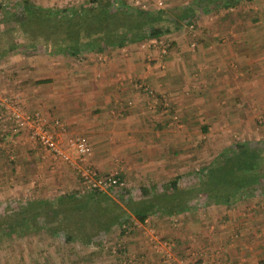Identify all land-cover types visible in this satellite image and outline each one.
I'll list each match as a JSON object with an SVG mask.
<instances>
[{
	"label": "crops",
	"instance_id": "crops-1",
	"mask_svg": "<svg viewBox=\"0 0 264 264\" xmlns=\"http://www.w3.org/2000/svg\"><path fill=\"white\" fill-rule=\"evenodd\" d=\"M39 1L42 8L53 2ZM7 10L6 0H0V13ZM220 27L215 42L196 44L192 54L174 42L173 51L161 59L154 47L148 48L150 40H160L151 38L86 50L73 55L78 58L71 62L70 54L59 51V38L49 37L44 42L51 40L55 47L49 41L37 54L15 52L0 65V99L14 97L21 109L59 119L64 129H54V135L68 155L73 153L67 138L84 135L91 146L89 163L99 173H117L131 185L157 188L192 168L198 170L202 131L212 134L215 144L229 146L223 142L225 132L248 131L250 137L256 130L253 118L264 114V30ZM252 34L263 36L253 39ZM159 63L168 68L155 69ZM259 133L257 138L264 139V131ZM2 147L17 152L22 162L14 174L44 155L56 165L50 171L63 189L71 186L67 179L78 184L69 164L30 141L24 131H1ZM243 198L228 206L195 205L191 212H180L183 216L176 218L183 227L168 238L174 242V257L195 258V264H264V197L256 206ZM140 237H125V248L112 256L116 264L124 258L131 264H162L161 256L148 250Z\"/></svg>",
	"mask_w": 264,
	"mask_h": 264
},
{
	"label": "rangeland",
	"instance_id": "rangeland-1",
	"mask_svg": "<svg viewBox=\"0 0 264 264\" xmlns=\"http://www.w3.org/2000/svg\"><path fill=\"white\" fill-rule=\"evenodd\" d=\"M22 1L24 0H16L15 2L6 0L9 10L0 13L2 14L0 15V65H3L8 56L15 52L27 55L28 53L37 54L41 50H46L45 48L51 40H47L46 42L44 40L49 37L54 39L57 36L55 32H50L49 37L43 38L40 33L34 35L26 30L22 31L18 26L23 17ZM90 1L53 0V2L47 1L45 5L48 6L44 7L56 10L66 8L78 9L79 7L90 5ZM161 1L162 6H157L156 0H139L137 3L135 0L109 1L111 9L125 10L128 7H135L148 11L160 10L170 14L174 18V21L162 22V25L168 29L167 32L156 38L160 42H156V45L148 46L150 50L154 47L160 59L169 51H173L174 47L172 43L174 42L180 44V51L189 54H192L196 50L195 45L198 43L204 45L203 42H207L209 45L215 42L217 38L215 33L217 34L222 29L220 26L225 24L227 26H246V30H248V27H254L256 31L264 30V17H262L264 15V0H204L205 3L202 4L198 3V1L203 0ZM223 1L229 2V7L224 6L222 4ZM30 2L36 6L43 4L39 0H30ZM189 8L192 9L191 16L180 17L182 11ZM32 29L36 31L35 26ZM257 36L255 34L251 35L253 39H257ZM192 42L193 46L190 47L189 43ZM50 43L51 48L55 47L52 41ZM30 44L33 45V48H27ZM158 46L160 48L163 46L164 52L160 51ZM14 47L16 49H11ZM22 47L24 49L20 50ZM188 48H192V50ZM83 52L86 51L80 53ZM80 57L82 58V56ZM77 58L78 56L73 55L69 57L71 62L76 61ZM148 60L151 61L152 59L148 58ZM151 64L149 63V65ZM157 66L155 69L158 70L168 68L160 63ZM151 93L147 94L151 95ZM1 99L4 100L2 97ZM18 107L22 108L20 105ZM253 122L256 130H252L251 138L248 136V131H237L235 134L233 131L225 132L223 142H230L229 146L225 145V147L222 144H215V138H212V134L208 135L207 131H202L201 134H204V137L199 141L201 146L198 147V150L201 149L203 155L201 157L202 161L198 163V168L205 167L224 149L232 147L237 142L242 141L247 142L251 146L264 147V139L257 138L260 135L259 132L264 131L260 130L264 126V114L255 116ZM2 123L0 121V133L1 131H8L7 129H3L4 124ZM0 150V264H116L117 261L112 256L118 254L121 248H125V237L140 234V238H144L145 240L146 248L151 251V239L156 237L155 239L159 240H170L168 239L171 236L170 233L172 234L173 231H177L183 227H181L180 219L176 218L181 214H177L178 216H167L153 213L142 224H139L130 217L126 232L121 230L120 225L114 224L104 234L89 233L86 239L72 234L70 232L71 229L67 225H61L60 230L52 233L46 228L47 225L43 222L42 217L32 218V216H29L31 214L26 213V219L23 220V216L21 217L23 211L33 212L35 209H38L37 207H45L46 203L37 205L36 207L35 204L37 202L52 201L62 194L75 190L78 184L75 181L72 182L71 179H67L71 186L68 189H66L67 187L63 189L61 186L63 184H59L56 180L57 178L53 176L55 172L50 171L54 170L56 165L51 160L46 159L44 155H38V161H40L37 163L36 161H32L31 163L26 162L28 165L25 167L26 171L23 169L14 174L13 172L18 166L22 168V165H20L22 162L15 156L17 152H7L5 147L0 148ZM260 165L262 166L261 170L264 172V160ZM192 169L187 172L188 174L182 175L183 177L178 176L179 185H188L193 181L192 178H195L194 172L196 173L198 170ZM126 182L128 184L126 191L130 197H135L141 186L131 185L127 180ZM166 182L168 180L155 188L157 192L162 190ZM262 183V191L260 190L259 194L255 193L249 196V200L245 196V203L255 206L259 204L260 199L264 197V181ZM83 194L80 193L79 195ZM31 203L32 205H29ZM196 213L193 212L192 216H195ZM198 214H202L201 211ZM174 218L175 220H173ZM163 230H166L165 234ZM65 236L69 238L67 239ZM90 255H94V257H90ZM160 262L167 264L162 259ZM129 264H131V260Z\"/></svg>",
	"mask_w": 264,
	"mask_h": 264
},
{
	"label": "trees",
	"instance_id": "trees-1",
	"mask_svg": "<svg viewBox=\"0 0 264 264\" xmlns=\"http://www.w3.org/2000/svg\"><path fill=\"white\" fill-rule=\"evenodd\" d=\"M109 1L91 0L86 7L51 10L24 0L21 3L23 17L18 26L34 35L40 33L43 38L55 32L60 42L59 51L78 55L82 50L100 51L104 47H122L129 42L158 38L168 29L162 22L174 21L170 14L160 10L111 9ZM222 4L229 7L230 3L223 1ZM191 11V8L184 9L180 17L191 16ZM263 160L264 147L241 141L224 149L205 167L198 168L188 185H179V178L175 177L166 182L160 192H156L154 186H143L135 197H130L127 187L92 189L83 195H79L82 192L77 187L52 201L37 202L35 207L44 203L46 206L37 207L33 212L23 211L21 217L26 219V213L32 218L42 217L52 233L60 230L61 225H67L72 234L86 239L89 233L104 234L114 224H129L130 217L144 223L153 213L178 216L195 205L228 206L240 198L260 193L264 181L260 165ZM113 175L123 178L117 173Z\"/></svg>",
	"mask_w": 264,
	"mask_h": 264
},
{
	"label": "built area",
	"instance_id": "built-area-1",
	"mask_svg": "<svg viewBox=\"0 0 264 264\" xmlns=\"http://www.w3.org/2000/svg\"><path fill=\"white\" fill-rule=\"evenodd\" d=\"M139 2V0H135ZM157 6H162L161 0H156ZM142 7H144L142 5ZM191 27V25H190ZM153 43V44H152ZM150 45H156L154 39L150 40ZM193 43H190V47ZM160 48V46H158ZM164 52V47L160 48ZM148 91L147 87H143ZM3 112L0 114V121L4 124L3 129L12 133L24 131L27 137L35 142L40 148L52 154L56 159H60L69 164L78 175V187L80 192H87L92 189L107 190L109 188H126L128 186L124 179L115 177L112 173H99L89 163L91 146L84 135L76 134L67 138V148L73 153L68 155L59 147L54 129L63 130V123L52 117L43 115L38 110H25L17 105V100L12 97L9 100L0 101ZM175 220V219H173ZM146 219L144 220V222ZM121 230H128L127 224L120 226ZM150 245L154 252L158 253L167 264H195V258L185 261L174 257V242L167 239H151ZM193 256V252L190 253ZM129 259H123L122 264H129ZM209 264H218L211 261Z\"/></svg>",
	"mask_w": 264,
	"mask_h": 264
}]
</instances>
